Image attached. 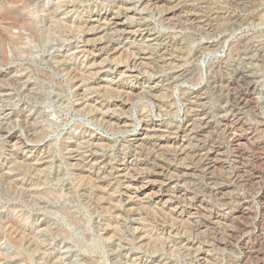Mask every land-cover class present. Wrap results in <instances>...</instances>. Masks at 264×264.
<instances>
[{"label":"rangeland","instance_id":"obj_1","mask_svg":"<svg viewBox=\"0 0 264 264\" xmlns=\"http://www.w3.org/2000/svg\"><path fill=\"white\" fill-rule=\"evenodd\" d=\"M18 3L34 28L0 41V264H264V0Z\"/></svg>","mask_w":264,"mask_h":264},{"label":"bare ground","instance_id":"obj_2","mask_svg":"<svg viewBox=\"0 0 264 264\" xmlns=\"http://www.w3.org/2000/svg\"><path fill=\"white\" fill-rule=\"evenodd\" d=\"M23 3H24V1H23ZM15 7H16V9L17 10H13V11H10V12H8V13H6L5 14V17L6 18H9L10 20L8 21V22H6V23H4V24H1L0 25V41L2 42V43H4V45L5 44H9V45H11L15 50H18V48H19V44H20V42H22L21 41V39H22V36L21 35H19V34H12V33H10V28L11 27H13V26H18V25H20V24H22L24 21L26 22V24L30 27V29L31 28H34L32 25H31V22H30V20H27L26 18L24 19V17H22L20 14H18L17 13V11L18 10H20V4L18 3V0L17 1H15ZM7 21V20H6ZM33 24V23H32ZM25 25V24H24ZM4 49L2 48L1 50H0V58L1 59H5V57H4ZM251 98H252V93H251V91L250 92H247L246 91V93H243V94H241L240 96H239V104L240 105H247V103L248 102H250V100H251ZM249 105V104H248ZM225 118V117H224ZM237 124H241L240 123V121L239 120H232V118H230V117H227V118H225V119H223V125H224V129L226 130V131H231V129H233V127L232 126H234V125H237ZM243 124V123H242ZM241 124V125H242ZM239 126V125H238ZM235 128H236V126H235ZM146 130L147 129H143V132L142 133H140L138 136H136V137H134V141L136 142V143H138V144H142L143 142H146V140L147 139H149L150 138V136L147 134V132H146ZM231 132H233V130L231 131ZM230 135V143H231V145L236 149V148H238L239 149V147H240V144H241V141L244 139V136H241V135H238V134H229ZM154 137V136H153ZM161 138V137H160ZM160 140V139H159ZM163 142V141H162ZM161 142V143H162ZM167 143V142H166ZM156 146V145H155ZM168 147V146H167ZM175 147V146H174ZM170 148V147H169ZM160 149H162V150H164L165 151V149H166V145H164V144H160V143H158V148H157V150H160ZM176 150V149H175ZM174 150V151H175ZM160 152H162V151H160ZM176 152V151H175ZM174 152V153H175ZM170 153V152H169ZM173 153V152H172ZM161 154V153H160ZM167 154V153H166ZM171 154V153H170ZM181 154H182V150L181 151H179L177 154H176V156H181ZM200 154V153H199ZM154 156H155V154H153ZM162 155V154H161ZM171 156V155H170ZM173 156V155H172ZM205 157V163H204V166H205V169H204V171L205 170H207V171H209V170H213V167H215V164L213 163V161L212 160H210V154L209 153H207V155L205 154L204 155ZM169 157V156H168ZM183 157V156H182ZM202 157V156H201ZM165 158V157H164ZM179 158V157H178ZM177 159V158H176ZM158 161V160H157ZM167 161V160H166ZM159 164V163H158ZM158 164H157V166H158ZM125 164H124V166H123V169L125 168ZM156 166V167H157ZM132 168V167H131ZM158 168H161V167H159L158 166ZM165 168V167H164ZM122 170V169H121ZM126 170H127V168H126ZM138 171V170H137ZM160 171V170H159ZM165 172V171H164ZM211 172V171H210ZM125 175V174H124ZM164 175V174H163ZM161 186V185H160ZM142 187V190L143 191H145V193L147 194V192L146 191H151L152 192V190L156 187V184H155V181L154 180H150V181H147L143 186H140V188ZM139 188V189H140ZM138 189V190H139ZM137 190V191H138ZM139 193H141V192H139ZM145 194V195H146ZM150 194V193H149ZM167 193H166V191L165 190H161V191H158V192H152V196L155 198V199H157V201H165V202H168V200H167ZM200 206V205H199ZM202 207V206H201ZM204 208V207H203ZM245 209L243 208V206H241V208H239V209H237V210H235V211H231L232 212V214H233V217L234 216H238V218H239V216H241V215H243L244 214V211ZM232 214H231V216H232ZM225 215V214H224ZM208 218L212 221V223L215 225V224H217V225H219L220 224V222L222 221V219H225L224 217H221L217 212H210L209 213V216H208ZM235 218V217H234ZM227 223V222H226ZM236 227V226H235ZM15 229H17V228H15ZM19 229H17L16 231L17 232H20V233H23L22 231H21V229L18 231ZM236 233V232H235ZM257 234V233H256ZM230 235V234H229ZM240 236V235H239ZM19 237H21V236H19ZM33 238V237H32ZM11 258V257H10ZM202 258V257H201ZM201 258H199V259H201Z\"/></svg>","mask_w":264,"mask_h":264}]
</instances>
